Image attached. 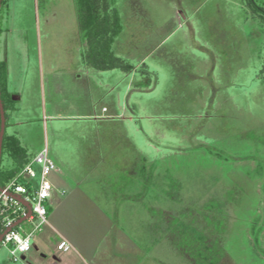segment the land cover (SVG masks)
Returning a JSON list of instances; mask_svg holds the SVG:
<instances>
[{
	"label": "rangeland",
	"instance_id": "rangeland-1",
	"mask_svg": "<svg viewBox=\"0 0 264 264\" xmlns=\"http://www.w3.org/2000/svg\"><path fill=\"white\" fill-rule=\"evenodd\" d=\"M116 6L121 25L116 50L144 70L123 71L122 80L111 74L119 71H99L86 58L76 0L2 1L0 87L6 131L26 137L21 144L29 161L49 148L57 164L51 182H67V196L74 188L86 194L78 204L80 214L92 211L82 220L84 243L108 245L109 256L123 257L113 264H125V251L115 248L117 232L147 246L151 237L158 239L150 221L162 224L181 211L209 214L210 228L224 231V248L238 250L241 237L233 228L247 221L254 232L252 215L264 198L262 25L242 0H116ZM80 68L81 80L74 76ZM114 83L121 116L79 115L88 113L101 93L111 95ZM98 101L94 108L105 114L102 107L109 108L110 98L100 107ZM26 106L27 132L20 125L15 133L11 116ZM14 165L5 148L2 172ZM145 167L153 168L152 178L147 179ZM18 173L14 179L28 181ZM177 181L184 187L169 188L170 196L152 183L144 185ZM135 190L142 191L140 197H132ZM22 227L30 231L33 223L24 221ZM158 246L154 251L143 247L144 254L131 261L151 264L149 257L160 254L179 262L180 254L167 243ZM9 247L0 245V264L4 259L33 264V242L25 260L14 261Z\"/></svg>",
	"mask_w": 264,
	"mask_h": 264
},
{
	"label": "crops",
	"instance_id": "crops-1",
	"mask_svg": "<svg viewBox=\"0 0 264 264\" xmlns=\"http://www.w3.org/2000/svg\"><path fill=\"white\" fill-rule=\"evenodd\" d=\"M117 41L118 37L113 44L115 52H117ZM119 53L123 54L122 52H117L116 54L123 57L122 55H119ZM80 70L81 68L74 74V76H76V78L79 80L83 79L84 75L83 71L79 72ZM98 70L102 71V69ZM106 70L119 71L111 74L116 76L118 75L121 80L123 78V73L125 72L117 68ZM126 74L128 75L127 72L125 73V75ZM114 84H111V90L109 91L113 90L114 92H117L118 86H116V83ZM81 85L83 86V84ZM113 91L111 92V95H108V92L101 93L99 98L96 97L91 102L90 111L84 114L79 113V115L89 116L90 114H93L92 116L101 118L104 117V119H112L115 116H121L123 112L119 114V108L121 107L123 111L122 101H120L119 99L120 96L113 93ZM87 94L88 90L86 86L85 95ZM107 97L110 98V102L107 103L109 105V108L107 106H103L102 110L103 112H105V114H103L101 113V110H97L94 108V105L96 104L94 101L99 100L98 106L100 107L101 104H104ZM23 98V94L17 97L18 100H23ZM20 109L22 112L20 110L18 112H14V116H11L12 120L11 122L9 121V124H11V127H13L15 133L18 131V128L16 126L22 125L23 131L26 133V130L28 128V107H25L26 110H23V107H21ZM19 113L21 115H19ZM78 136L82 138L80 134H78ZM21 138L26 139V137L24 136ZM21 138H19L20 141ZM97 138L98 137L96 136V139ZM54 184L56 188H54L55 190H53L51 196L52 202L50 203L51 211L49 214V223L46 224L47 226L44 227V229L40 233L36 234L33 238V246L35 251L33 252V250H31L33 252V254L31 255L32 263L113 264V259H120L122 262L123 257H120V255H117L116 257H112L113 255L109 256L108 245L105 244L102 246H96L93 242L91 244L84 243L83 240L85 239V236L82 232L84 231V229H82V220L84 218V213L87 214L85 216H89L91 215L92 211L90 209L83 208L85 212L83 211L80 214L79 212L81 210H78V204L80 202V199H82V197L86 194L80 189L74 188V190H71L69 188L71 191L67 196V193L65 191V185H69L67 182H54ZM260 201L261 203L259 207L258 203H256V205L254 206H251V208L256 206L259 208H257L258 212L256 211L255 214L252 215L255 216L256 219V230L253 232V229L249 226L250 222L247 223V221L244 222L245 225L243 228L241 227V225H236L235 228H233L235 234L241 237V245H239L240 248L238 250H236V246H234L233 248H229L228 250L224 248L223 242H221V235L224 234V231L221 229H217L216 226H211L213 228H210V224H208L206 221V217L210 219L209 214L205 215L203 213L204 215H199V213L196 212V216H193L194 213L192 214L189 212H184L181 217L187 224L186 227L181 226L174 220L172 221V219L177 215L175 214V212L171 213V215L169 216L170 218L168 219V222L169 220H171V222H169V224L167 223L168 225H162L160 223L157 224V221L155 222L153 220L152 228L158 239L151 237V240H149V245H144L143 247L145 249L148 248L149 251H154L153 249H155V247H159L158 245L160 244V242L164 241L169 245L172 251L180 254V257L179 262H175L173 260L166 259L165 257L163 258L162 255L159 254V259L158 257L156 259L153 257H149V260L152 261L151 264H264V198H262V200ZM233 218L232 220L234 221L235 219ZM197 219H200L199 223ZM228 223H230V220ZM98 224L102 225L101 222H98ZM193 232H197L198 236L193 237ZM117 233L118 237L117 241H115V248H118V250H120V253L122 251H125V264H138L137 260H131L137 258L138 255L144 254L145 250L142 247V244L140 245V242H137L136 240H127V236H125L122 231H119ZM162 234L165 236L163 239H161ZM242 235L244 236L243 238ZM215 238L218 239V241ZM62 240H66L68 243H70L72 248L68 251L58 249L57 246ZM182 245L184 246V248L178 250V246ZM194 245L195 250L193 248ZM219 246H221L220 249H218ZM128 256L130 258H128ZM6 260L7 259H4L2 262H4V264H7Z\"/></svg>",
	"mask_w": 264,
	"mask_h": 264
},
{
	"label": "trees",
	"instance_id": "trees-1",
	"mask_svg": "<svg viewBox=\"0 0 264 264\" xmlns=\"http://www.w3.org/2000/svg\"><path fill=\"white\" fill-rule=\"evenodd\" d=\"M3 1V0H2ZM243 6L248 9H252L253 17L257 21L260 29L264 35V0L261 4L257 0H242ZM78 21L81 27L82 33L86 37L88 48L86 50V58L93 61L94 67L97 69H120L125 72H132L134 70L144 71L136 69L133 64L128 62L124 57L118 56L113 48L114 40L121 32L120 15L116 6V0H76ZM91 62V61H90ZM3 62L0 61V66ZM146 65V64H144ZM146 75H150L148 71H145ZM261 78L264 79V56L263 63L260 69ZM1 98L4 103L5 110L7 109L4 102L2 91L0 87ZM7 113V112H6ZM5 113V115H6ZM1 127V116H0ZM7 127V123H6ZM5 148L15 159V165L9 170L2 172L0 165V185L5 186L12 181L17 173L29 162V158L26 155L24 147L21 144L20 139L15 134H8L5 131L3 140V153ZM3 156V154H2ZM2 163V161H1ZM147 168V167H145ZM148 169V168H147ZM146 171L147 179L152 178L154 175L153 168ZM154 178V177H153ZM137 183V182H135ZM150 183H152L150 185ZM144 185L155 186L156 190L162 189V193L169 195V188L181 189L184 187V182H144ZM136 192V190H135ZM142 191H137L132 195L134 198L140 197ZM170 196V195H169ZM133 199V198H132ZM134 200V199H133ZM137 203V202H134ZM187 206H185L186 208ZM190 207H188L189 209ZM190 210V209H189ZM185 211L179 212L172 221H176L181 226L186 227L184 219L181 217ZM188 212V211H187ZM156 222V220H154ZM153 219L150 221L152 224ZM171 222V220H169ZM168 219L165 220L162 225L169 224ZM167 224V225H168ZM190 226V225H188Z\"/></svg>",
	"mask_w": 264,
	"mask_h": 264
},
{
	"label": "built area",
	"instance_id": "built-area-1",
	"mask_svg": "<svg viewBox=\"0 0 264 264\" xmlns=\"http://www.w3.org/2000/svg\"><path fill=\"white\" fill-rule=\"evenodd\" d=\"M33 164L39 165V169L33 168ZM55 170H57V164L50 156L49 148L45 146L18 173V177L28 181L20 182L15 178L5 186H1L0 245L10 246L9 252L14 261L26 256L32 249L34 236L49 222L48 204L54 190V184L49 179V175ZM25 202L30 205L31 214L21 223H17L29 213ZM24 221L32 222L33 229L25 230L22 227ZM24 240L28 241V246L24 251H20ZM57 247L64 251L72 248L66 240L60 241Z\"/></svg>",
	"mask_w": 264,
	"mask_h": 264
},
{
	"label": "water",
	"instance_id": "water-1",
	"mask_svg": "<svg viewBox=\"0 0 264 264\" xmlns=\"http://www.w3.org/2000/svg\"><path fill=\"white\" fill-rule=\"evenodd\" d=\"M1 3H2V0H0V5H1ZM0 116H1V127H0V165H1L2 154H3V140H4L5 131H6V115H5V108H4L3 100L1 98V94H0ZM1 189H2V187L0 185V190ZM26 205L29 208V213H28V215L26 217H23L17 223H21L23 220L27 219V217L31 214L30 205L28 203H26ZM22 259L25 260L26 256L24 255L22 257Z\"/></svg>",
	"mask_w": 264,
	"mask_h": 264
},
{
	"label": "clouds",
	"instance_id": "clouds-1",
	"mask_svg": "<svg viewBox=\"0 0 264 264\" xmlns=\"http://www.w3.org/2000/svg\"><path fill=\"white\" fill-rule=\"evenodd\" d=\"M17 239H19V238H17ZM27 246H28V241L24 240L22 242V247L20 248V251H24V249L27 248Z\"/></svg>",
	"mask_w": 264,
	"mask_h": 264
}]
</instances>
